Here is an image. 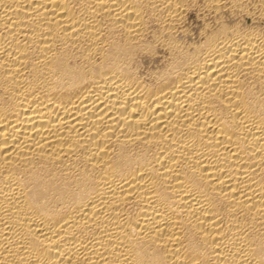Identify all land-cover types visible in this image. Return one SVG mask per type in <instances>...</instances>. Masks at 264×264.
<instances>
[{"label": "bare ground", "instance_id": "1", "mask_svg": "<svg viewBox=\"0 0 264 264\" xmlns=\"http://www.w3.org/2000/svg\"><path fill=\"white\" fill-rule=\"evenodd\" d=\"M0 264H264V0H0Z\"/></svg>", "mask_w": 264, "mask_h": 264}]
</instances>
